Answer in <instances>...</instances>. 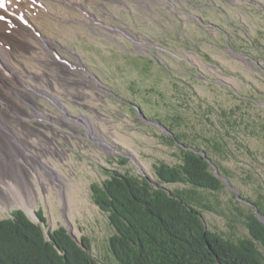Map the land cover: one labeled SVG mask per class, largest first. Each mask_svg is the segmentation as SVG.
<instances>
[{
	"label": "rangeland",
	"instance_id": "rangeland-1",
	"mask_svg": "<svg viewBox=\"0 0 264 264\" xmlns=\"http://www.w3.org/2000/svg\"><path fill=\"white\" fill-rule=\"evenodd\" d=\"M3 1L20 26L0 65L32 93L13 96L0 82L3 128L61 150L29 147L33 160L18 148L6 159L31 173L46 233L91 237L94 256L113 264L114 230L91 185L108 170L157 182L154 166L179 160L169 135L183 131L189 144L226 146L217 160L231 178L205 193L217 209L205 212L207 228L246 234L241 213L264 195V0ZM16 210L40 223L21 207L0 221Z\"/></svg>",
	"mask_w": 264,
	"mask_h": 264
},
{
	"label": "trees",
	"instance_id": "trees-1",
	"mask_svg": "<svg viewBox=\"0 0 264 264\" xmlns=\"http://www.w3.org/2000/svg\"><path fill=\"white\" fill-rule=\"evenodd\" d=\"M189 138L183 131L170 134L169 144L180 145L179 160L154 166L161 186L183 185L169 188L172 196L147 178L119 171L108 170L102 183L91 185L93 203L108 215L114 230L107 246L113 264H264V224L256 213L264 216V195L249 199L253 208L248 213L240 212L242 237L207 228L205 212L217 209L205 193L226 189L208 158L230 179L217 160L226 146L214 138L199 146L196 137L189 144ZM36 216L40 223L16 210L0 221V264H103L93 254L91 237L76 241L65 227L46 233L43 211Z\"/></svg>",
	"mask_w": 264,
	"mask_h": 264
},
{
	"label": "bare ground",
	"instance_id": "bare-ground-1",
	"mask_svg": "<svg viewBox=\"0 0 264 264\" xmlns=\"http://www.w3.org/2000/svg\"><path fill=\"white\" fill-rule=\"evenodd\" d=\"M3 3H0L3 5L0 7V47L1 45L12 47L16 45V35L14 34L18 33L20 25L16 20L17 17L15 18L14 15L10 14L9 11L11 10L8 9L4 1ZM6 54L0 49V57L5 62H8ZM3 68L0 65V82L10 89L13 96L18 97L20 91L23 89H25L26 94H32L31 90L13 79L12 75L6 70V67ZM0 111H2V108H0ZM3 124L5 123L0 118V215L2 212H9L12 207H21L30 216L34 217L36 215L34 206L38 203L41 195L35 187V182L30 178L32 175L31 173L28 175L27 170L21 164L14 167L7 164L6 159L11 155L10 152H18V148L24 154V157L28 159L32 158L33 160L38 159L39 156L31 151L27 153L29 147H33L39 150V152L41 150L39 147H41L43 152L48 150L53 155L60 154L61 150L50 148L49 146L43 148L39 142H21L15 133L5 131ZM35 180L37 181L36 178Z\"/></svg>",
	"mask_w": 264,
	"mask_h": 264
},
{
	"label": "water",
	"instance_id": "water-1",
	"mask_svg": "<svg viewBox=\"0 0 264 264\" xmlns=\"http://www.w3.org/2000/svg\"><path fill=\"white\" fill-rule=\"evenodd\" d=\"M135 107H136L137 109H139V111H140L141 114H142V117L145 118V114L143 113L141 107H140V106H135ZM182 145H183V143H182ZM203 155L206 156L205 153H203ZM208 161H209V162L213 165V167L216 169V172H217L218 175H219L218 177H220V178H222V179H224V180L227 181V178H226L225 176L219 174V170H218L217 166L212 162V159L208 158ZM148 180L150 181V179H148ZM227 182H228V181H227ZM152 183L154 184V186H155L156 188H158V189H162V190L168 192V194H169L170 196H172V195H171L172 192H171V190H169V188L164 187V186H161L159 183L154 182V181H153ZM256 213H257V216H258V218L260 219V221L264 224V216H262L258 210H256ZM203 220H204V219H203ZM71 236H72V238H73L74 240L79 241L74 235H71Z\"/></svg>",
	"mask_w": 264,
	"mask_h": 264
},
{
	"label": "snow or ice",
	"instance_id": "snow-or-ice-1",
	"mask_svg": "<svg viewBox=\"0 0 264 264\" xmlns=\"http://www.w3.org/2000/svg\"><path fill=\"white\" fill-rule=\"evenodd\" d=\"M3 5L2 4H0V7H2Z\"/></svg>",
	"mask_w": 264,
	"mask_h": 264
}]
</instances>
